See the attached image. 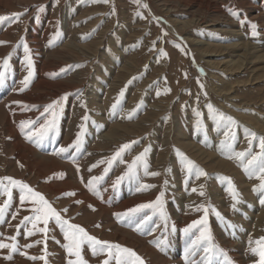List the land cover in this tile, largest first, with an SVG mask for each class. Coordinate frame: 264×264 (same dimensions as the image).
I'll use <instances>...</instances> for the list:
<instances>
[{"label":"rangeland","instance_id":"obj_1","mask_svg":"<svg viewBox=\"0 0 264 264\" xmlns=\"http://www.w3.org/2000/svg\"><path fill=\"white\" fill-rule=\"evenodd\" d=\"M15 13L22 15L0 22V41L7 42L0 44V205L9 202L0 243L15 244L17 251L0 248V264L76 259L54 220L46 234L39 231L42 222L35 229L21 223L35 205L22 202L19 187L4 177L26 183L65 220L133 249L146 264H204L206 243L193 241L205 226L184 231L204 216L203 205L213 237L211 264H234L229 253L238 243L251 257L245 263L258 264L252 249L264 237V192L258 190L264 181L258 173L249 176L241 160L229 159L221 142H230L234 152L261 151L258 139L249 144L248 133L264 137V0H0V16ZM26 55L33 75L24 88ZM242 55L247 61L239 70ZM56 100L55 131L37 143L52 118L44 108ZM209 104L236 124L214 120ZM124 144L130 147L113 159ZM187 160L207 175L190 174ZM141 204L152 207L116 215ZM158 241L165 243L157 247ZM81 255L87 264H117L107 253L94 255L87 243Z\"/></svg>","mask_w":264,"mask_h":264},{"label":"snow or ice","instance_id":"obj_2","mask_svg":"<svg viewBox=\"0 0 264 264\" xmlns=\"http://www.w3.org/2000/svg\"><path fill=\"white\" fill-rule=\"evenodd\" d=\"M103 2L107 3L108 0H103ZM147 7V5H145ZM22 15L21 13H15L12 14L11 17L7 16H0V22H3L5 20H16ZM233 15H237V13H233ZM252 35L256 36L258 35L256 28L257 26L253 24L252 26ZM23 42V41H21ZM7 43L6 41H0V44H5ZM25 52H29V48L27 44H24ZM27 61V75L24 77V79L21 81V83L24 85V88H27L30 81L31 77L33 75L32 71V60L30 56L25 57ZM4 82V77L0 75V84H3ZM203 87V85H201ZM24 89L22 88L21 91ZM123 95V93H121ZM63 99V98H61ZM60 100L53 101L51 104H48L45 106L44 111L45 113L49 112V110H52L51 116L52 118L49 119L44 125L41 126L40 132H39V143L40 141H43L45 138L48 137L49 134L53 133L56 128V107L60 104ZM14 103H20L18 101ZM31 107H37L35 105ZM116 108V105H113V109ZM209 111L213 113V119L214 120H225L229 123V125L234 126L236 124V121L233 117L226 116L222 112H218V110L214 109L213 105L209 104L208 105ZM197 115H200L197 113ZM131 118V117H130ZM87 119V118H86ZM33 122L28 121V122H22L21 124V131L24 130V125L28 124L31 125ZM231 131V128L228 129V131L225 132V136H229V132ZM249 136V144L251 145L253 140H259V146L261 151L259 153L253 154L251 151V147L245 151V152H234L231 151L232 149V144L227 141H222V147H226L230 151V155L228 156L229 159L235 157L236 159L241 160L242 166L244 167V170L249 173V176H252L254 174L258 173V178L264 181V137H257L256 133L250 132L248 133ZM28 139H32V134L29 133L27 135ZM230 140L234 141L235 140V135L232 134L230 137ZM79 143H80V137L77 136L76 144L74 145L79 148ZM130 147V144H124L121 146L120 150H118L115 155L113 156V159H116V157H119L121 155V152H123L125 149H128ZM61 152L66 151V149L61 148ZM147 151V150H146ZM144 153H141L140 156H138L136 159L140 160L143 157ZM250 157V158H248ZM247 158V159H246ZM145 169H147L148 165H144ZM186 167L188 172L191 174L193 170L196 171L197 178L202 175H207L206 172H204L202 169L199 168L198 165L195 164L194 161L187 160ZM132 169H130V172ZM134 174V173H133ZM152 175H158V173H152ZM93 179H98V178H93ZM123 179V177H119L117 179V184L120 183V181ZM229 182V191L231 193L232 199L234 201L238 202V197L239 193L236 191L235 186L231 184L230 178H225ZM3 180H7L10 185L12 186H18L20 191H21V196L20 200L23 202L26 198L31 199L32 203L35 205V207L32 209L33 215L32 216H25L23 221H29L32 222V227L35 229L36 224L38 222H42L45 227L39 229V231L44 232L45 234L47 233V225L50 220H54L57 225L60 226L64 238L68 241L67 244L64 245V247L67 249L68 254L70 256H75V260H69L68 264H87V261L83 259L81 255V248L82 245L85 243L89 244L91 247V250L94 255H99L103 253H107L109 258L115 257L117 264H146V262L143 260L142 257H140L133 249L123 247L119 244H113L110 243L109 241H103L98 239L95 236L90 235L85 228H83L80 225L72 224L68 220H65L59 211H57L56 208L53 207V205L45 198L44 195H42L39 192L34 191L29 185L22 181H18L13 179L12 177H4ZM2 183V182H0ZM25 190L27 192V196H25L23 193H25ZM257 190V189H254ZM259 191L264 192V183H261L259 186ZM5 191L7 192L9 199H11V190L10 188H6ZM192 191H196V189H192ZM205 193L203 191L200 192V195H204ZM74 195V193H72ZM163 193H161V196ZM160 198L157 199L156 203L159 204ZM8 201H5L3 205H0V221H3L4 215H5V210L8 207ZM77 203H80L79 201ZM261 203L264 204V200H261ZM147 207H152V204H141L138 205L136 208L129 209L127 213H117L116 215L120 218L127 217L132 213H135L136 211L147 208ZM235 208V204L233 205ZM198 210H203L204 216L200 220H196L193 222V225H190L189 228H186L184 231L187 234L189 229L195 225H204V230L200 232V235L197 237L196 241H193V246L197 245L198 243H206V246L203 248V251L205 253L204 257V264H211L212 261V256H213V237L211 235L210 230L208 229V209L205 208L203 205L200 206V209ZM63 211H67V209H64ZM218 216L220 215L219 212L216 213ZM233 228H235V225H232ZM139 230V226H138ZM28 235H33L32 231L28 232ZM12 239H15L13 237ZM39 243V242H37ZM157 247H160L161 244L165 243V241H158L155 242ZM258 247L253 248L252 252L255 255L259 256V261L258 264H264V237H261L260 240L255 242ZM27 247H31V245H28ZM0 248H11L12 251H17V247L15 244L9 245L5 243H0ZM216 251L220 254H224L222 249H216ZM8 259H11V256L7 257ZM30 259H45V257H29ZM186 258H187V252H186ZM102 264H109V260L105 259L102 261ZM228 264H231L229 261Z\"/></svg>","mask_w":264,"mask_h":264},{"label":"bare ground","instance_id":"obj_3","mask_svg":"<svg viewBox=\"0 0 264 264\" xmlns=\"http://www.w3.org/2000/svg\"><path fill=\"white\" fill-rule=\"evenodd\" d=\"M246 51H247V49H246ZM248 51L250 52V53H253L254 52V48H249L248 49ZM250 53H249V55H250ZM255 58V57H254ZM257 59H259V60H261L262 59V57H258ZM244 60H246V55H242V56H240L239 57V59L236 61V65H237V68L236 69H239V70H242L243 68H244V66H245V61ZM247 61V60H246ZM232 62V61H231ZM226 65H228V64H226ZM233 66V65H232ZM227 69H229V68H227ZM231 73V72H230ZM236 73H237V71H236ZM232 75V74H231ZM244 84V83H243ZM254 84V83H253ZM256 84V83H255ZM39 85V84H38ZM247 85V84H246ZM250 85V84H249ZM251 85H252V83H251ZM223 92V91H222ZM229 93V92H228ZM8 99H9V97H8ZM12 101V100H11ZM107 139V138H106ZM75 156V155H74ZM59 168V167H58ZM121 196V195H120ZM117 199V198H116ZM129 202V201H128ZM124 204H123V206H126L128 203H126V202H123ZM125 208V207H124ZM245 209H247L248 208V211L249 210H251V208H249L248 206H245L244 207ZM254 208V207H253ZM244 209V210H245ZM255 213V212H254ZM179 215V214H178ZM177 215V216H178ZM253 215V214H252ZM254 216V215H253ZM250 225V224H249ZM258 227V226H257ZM263 228V227H262ZM258 229H259V227H258ZM257 229V230H258ZM264 229V228H263ZM241 231V230H240ZM244 231V230H243ZM239 232V231H238ZM237 232V233H238ZM242 232V231H241ZM256 232H258V231H256ZM245 234H240V235H242V236H239L238 234V236H239V241H240V238L243 240V239H245L244 238V236H246L247 234H246V232H244ZM237 235H236V237H237ZM223 237V239L225 238V236H222ZM221 237V238H222ZM232 240V239H231ZM242 242V241H241ZM224 243H226V242H224ZM238 243V242H237ZM239 244V243H238ZM238 244H236L237 245V249H233V250H231L230 251V256H231V259H232V261H233V263L234 264H246L245 263V261H244V258H246V259H250L251 257L249 256V254H246L245 253V250H244V245L242 244V243H240L239 245ZM237 250H239V251H237Z\"/></svg>","mask_w":264,"mask_h":264}]
</instances>
